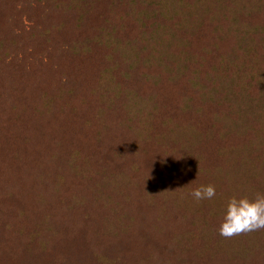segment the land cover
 Here are the masks:
<instances>
[{
	"label": "trees",
	"instance_id": "trees-1",
	"mask_svg": "<svg viewBox=\"0 0 264 264\" xmlns=\"http://www.w3.org/2000/svg\"><path fill=\"white\" fill-rule=\"evenodd\" d=\"M257 192L264 0H0V264H264Z\"/></svg>",
	"mask_w": 264,
	"mask_h": 264
},
{
	"label": "clouds",
	"instance_id": "clouds-1",
	"mask_svg": "<svg viewBox=\"0 0 264 264\" xmlns=\"http://www.w3.org/2000/svg\"><path fill=\"white\" fill-rule=\"evenodd\" d=\"M196 200L212 199L216 188L212 184H201L191 190ZM224 213L218 231L222 236L231 237L264 228V192L247 195L230 196L224 206Z\"/></svg>",
	"mask_w": 264,
	"mask_h": 264
},
{
	"label": "rangeland",
	"instance_id": "rangeland-1",
	"mask_svg": "<svg viewBox=\"0 0 264 264\" xmlns=\"http://www.w3.org/2000/svg\"><path fill=\"white\" fill-rule=\"evenodd\" d=\"M104 21L101 18V15H94V16H90L88 18V22L87 24H94L97 22H102ZM30 24V23H29ZM29 24L28 25H24L20 27L16 26V32H13V35L10 37H8L7 35V39L5 40V42H2L7 51H10V49L14 48L16 45L18 46V44H27L28 41H33L35 40V36H40L41 30H43L44 28V22L36 29H34L33 31H28L29 30ZM9 42V43H8ZM20 47H22L24 49V47L22 45H20ZM26 51H31L33 50L32 48H30L29 46H26L25 49ZM20 56V55H17Z\"/></svg>",
	"mask_w": 264,
	"mask_h": 264
}]
</instances>
